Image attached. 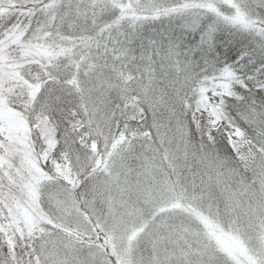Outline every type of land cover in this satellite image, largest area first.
<instances>
[{"label": "snow or ice", "instance_id": "snow-or-ice-1", "mask_svg": "<svg viewBox=\"0 0 264 264\" xmlns=\"http://www.w3.org/2000/svg\"><path fill=\"white\" fill-rule=\"evenodd\" d=\"M0 264H264V0H0Z\"/></svg>", "mask_w": 264, "mask_h": 264}]
</instances>
